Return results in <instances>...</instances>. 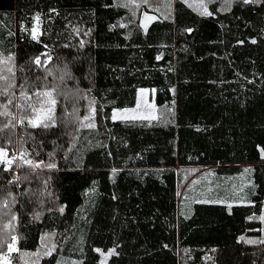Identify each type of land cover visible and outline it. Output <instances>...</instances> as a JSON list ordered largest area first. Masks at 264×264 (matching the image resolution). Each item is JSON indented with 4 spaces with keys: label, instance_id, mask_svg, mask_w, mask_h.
<instances>
[{
    "label": "trees",
    "instance_id": "16d2710c",
    "mask_svg": "<svg viewBox=\"0 0 264 264\" xmlns=\"http://www.w3.org/2000/svg\"><path fill=\"white\" fill-rule=\"evenodd\" d=\"M198 3L0 0V55L15 65L14 76L2 73L17 85L14 105L23 102L21 84L29 95L54 88L57 99L50 129L19 127L14 105L15 119L0 116V128L9 125L0 147L19 150L22 164L58 166L25 164L18 179L16 166L0 172V200L11 201V191L17 201V219L0 211V240L19 236L21 264L63 257L100 264L101 252L112 249L105 264H264V243L240 239L260 227L264 210V3L215 0L207 5L211 16L200 15ZM143 9L163 20L146 36L138 24ZM35 13L42 16L38 41L29 34ZM140 89L155 90L157 107L172 106L173 121L112 120L113 109L136 107ZM93 99L96 128H79L73 105L83 117ZM246 165L253 188L245 200L231 192L230 206L194 203L185 215L179 192L189 191L196 169L211 166L222 180ZM9 221L14 227L5 230ZM45 234L44 243L56 245L51 255L43 254Z\"/></svg>",
    "mask_w": 264,
    "mask_h": 264
},
{
    "label": "snow or ice",
    "instance_id": "6c2138e0",
    "mask_svg": "<svg viewBox=\"0 0 264 264\" xmlns=\"http://www.w3.org/2000/svg\"><path fill=\"white\" fill-rule=\"evenodd\" d=\"M213 2V0H207V3L205 0H199V3L197 5V9L200 11V15L204 16H211L213 13L208 11V3ZM234 2V0H225V3L231 4ZM238 2H241L243 4H259V3H264V0H238ZM141 3L144 5H149V0H141ZM136 4V0H127L125 3H118V7H125L128 8L132 5ZM150 6V5H149ZM190 7L192 5H189ZM153 11H159V9H153ZM135 14V13H133ZM145 20L151 21L154 19H157V17L150 16L147 13L144 14ZM167 19V17H165ZM33 20L35 21L36 27H33L31 29V35L33 40H38V31H39V24H40V15L36 14L33 17ZM119 27H125L124 24H119ZM117 25H113L112 27H116ZM145 31H147V25H143ZM76 31V29H74ZM188 31H191L190 29ZM242 43V42H241ZM252 43H256V40H252ZM45 47H47L45 45ZM47 56V54H44ZM12 57H8L7 60L0 61V64H7L8 61H10ZM48 60H51V57H47ZM34 63L38 66H43L40 60V57L37 56L34 59ZM7 72L12 74L13 76L15 75L13 68L8 67ZM63 79V77H61ZM17 87L16 84L12 83L9 80L8 76H3L0 75V116H12V119H15V116L12 115V113L9 110V105H14V98L16 96V93L13 91ZM47 88V86H45ZM20 92H19V99L23 101L22 103L18 105H14L16 107H19L20 112H21V118L19 120L20 125L24 126H30L32 128H40L42 127L43 129H50L53 127L57 126V120L58 117L56 116V106H57V99L54 96L55 89L52 88L51 90H41L37 92H33L31 95H29L27 89L25 88L24 84L19 85ZM154 91V90H153ZM145 93L144 89L140 90V96L143 97ZM33 96L36 98L33 101ZM96 101L95 99L89 101L88 109H87V114L84 115L83 117H80L78 115V109L76 108L75 104L73 105V111L77 113L75 116V119L72 121L73 123H78L79 128H86V129H95L96 128V119L97 116L99 115L97 108L95 107ZM145 107L150 108L153 107L152 105L148 104L145 102ZM140 108L139 102L137 103L136 108L134 109H123V110H118V109H113L111 119L112 120H117V119H122L126 121H136V120H147V121H152L156 120L157 117L155 115H145V114H135L137 113L138 109ZM129 113H133L132 115H129ZM68 115H72V113H68ZM9 127L8 124L3 125L2 128H0V131L3 130V128ZM10 143V141H9ZM55 143V142H54ZM74 146V145H73ZM264 151V150H262ZM26 154V152H25ZM50 158H54L55 153H49L48 154ZM6 164L8 168H11L13 164V159L8 157V152L4 147H0V165ZM27 165L33 169L36 168H45L49 170H55L57 169V164L55 162H49L45 163L43 160H41L39 163H34L33 160H25L24 164L18 165L19 167H23L24 165ZM8 169L6 168H0V172L2 171H7ZM116 169H113V175L116 174ZM250 170L245 169V172H248ZM27 179V176L24 177ZM18 179V178H17ZM14 180H10L9 184L14 183ZM195 183V182H193ZM23 195V194H22ZM49 195H51L49 193ZM7 197L11 198V201L9 198H4L3 200H0V211H3V214L5 216H8L11 214V219L15 220L17 217L13 213L12 210V205H14L17 201L16 198L13 196L12 192L9 191L7 193ZM198 203H208V200H198L195 201ZM61 213H63L64 208L61 207L59 209ZM39 218V213L34 214L33 219H38ZM251 219V217H250ZM258 219L261 222H264V215H260ZM4 229L5 230H10L14 226L12 225L11 221L8 223L4 224ZM242 241L245 240V238L242 236L240 237ZM11 240L13 243L17 241V237L12 236ZM50 240V235L45 234L42 237V247L45 248L46 250L44 251V255H51L53 251L56 249V245L52 243L51 247H48L47 243H44V241H49ZM248 244H256V243H264V239L262 240H253V239H248L245 241ZM5 243H8L7 240H0V246H3ZM13 243H8V250L11 251H16L13 247ZM167 247V246H165ZM97 252H100V249H96ZM115 253V249H112L109 251L108 255H113ZM39 255V254H36ZM0 261H3L4 264H7V260L5 257H0Z\"/></svg>",
    "mask_w": 264,
    "mask_h": 264
},
{
    "label": "rangeland",
    "instance_id": "374dc122",
    "mask_svg": "<svg viewBox=\"0 0 264 264\" xmlns=\"http://www.w3.org/2000/svg\"><path fill=\"white\" fill-rule=\"evenodd\" d=\"M114 1L122 4V3H125L127 0H114ZM172 1H174V0H172ZM193 1L199 2V0H193ZM213 1H215V0H213ZM205 2H207V0H205ZM146 11H148V10H146ZM148 12H151V11H148ZM164 12H165V16L170 17L169 12H168V8L166 5L164 7ZM36 14L37 13L32 15V26L29 30L30 38H32L31 29L33 27H36L35 21L33 20V17ZM158 16H160V15L158 14ZM138 22H139V20H138ZM41 30H42V16L40 15L38 40H39V37L41 35ZM38 40H36V41H38ZM4 58H5L4 56L0 55V61H4L5 60ZM45 60H48L47 56H45ZM10 64H11V61L8 62L7 64H0V75L4 76L2 71L7 70V68L10 66ZM13 66H15V65L12 64L11 67H13ZM140 90L138 91V97H139L138 102L140 104V108L138 109L137 113H135V114H137V115H139V114L155 115L159 119L163 118L162 121H164L166 123L173 121L174 118H173L172 114H174V110H172V106H169V107L167 106L166 108H159L155 105L154 100H153L155 90L153 91L150 89H144L145 93H144L143 97H141L139 94ZM145 102L152 105L153 107L146 108ZM132 114L133 113H129V115H132ZM114 121L132 122V121H126V120H122V119H117ZM136 121H147V120H136ZM17 123H18L17 125L19 127H22V125H20L18 119H17ZM15 138H19L18 133L16 134ZM8 157L13 159L12 166H16V169L14 170L13 175L17 179L19 176L20 170H21L18 165L22 164L21 152L16 149L15 152H12V154L8 153ZM25 157H27V156H25ZM28 160H31V159H28ZM0 167H4V168L9 169L6 164L0 165ZM213 172H214V169L211 166H206L203 169H196L193 179L191 181H189V183H188L189 184V191L187 192L184 189L180 190L179 202L182 201V209H183L185 215H189L191 213V209H192L193 204L198 203V202H195L198 200H205L206 199L209 201L208 203H219V204H225V205L230 206L232 204V203H230V201L232 199L231 198V192L238 195L240 200H245L246 190H244V189H250L251 188V176H250V174H247L245 172V170L243 169V171L235 178H230V179L228 178V179L219 180L218 178L215 177ZM193 182H195V183H193ZM239 189L240 190L243 189V190L240 191ZM242 193L244 194V196L241 195ZM212 194H213V196H212ZM244 203H246V201H244ZM262 215H264V210L262 212ZM260 224H261L260 227H257L250 235L246 236L245 240L253 239V240L259 241V240L264 239V222L260 221ZM16 237H17V241L15 243H13V247L17 250L11 251V252L8 250V252L6 254L0 255V257L6 258L7 264H21V256H20V251H19L20 239H19V236H16ZM108 253H109V251H107V252L102 251L101 252L100 264H105V262L111 256V255H108ZM38 257H40V254L38 255ZM29 259L30 258H27L26 261H28ZM0 263L4 264L3 261H0ZM57 264H82V261L77 260V259H73V258H69V257L68 258L63 257L58 261Z\"/></svg>",
    "mask_w": 264,
    "mask_h": 264
},
{
    "label": "water",
    "instance_id": "95a60500",
    "mask_svg": "<svg viewBox=\"0 0 264 264\" xmlns=\"http://www.w3.org/2000/svg\"><path fill=\"white\" fill-rule=\"evenodd\" d=\"M147 13L148 15L150 16H154V17H157V19H154V20H151V21H148V20H145L144 18V14ZM163 20L155 13H152V12H148L146 11L145 9L142 10L141 14H140V17H139V27L141 28V30L143 31L144 35L146 36L150 30V28L156 24V23H162ZM143 25H147V31H145Z\"/></svg>",
    "mask_w": 264,
    "mask_h": 264
},
{
    "label": "crops",
    "instance_id": "0c3cea01",
    "mask_svg": "<svg viewBox=\"0 0 264 264\" xmlns=\"http://www.w3.org/2000/svg\"><path fill=\"white\" fill-rule=\"evenodd\" d=\"M243 169L245 170V169H248V170H250V171H248V172H246L247 174H250V176L251 175H253V166H248V165H246V166H244L243 167ZM252 182H253V180H252V177H251V188L250 189H252L253 188V184H252ZM240 190V189H239ZM243 189H241L240 191H242ZM244 190H246V191H248L249 189H244ZM212 196H213V194H212ZM20 243V242H19ZM19 251H20V248H19Z\"/></svg>",
    "mask_w": 264,
    "mask_h": 264
}]
</instances>
